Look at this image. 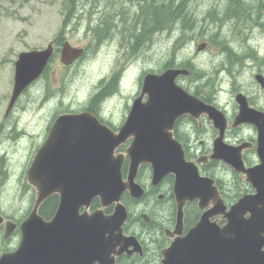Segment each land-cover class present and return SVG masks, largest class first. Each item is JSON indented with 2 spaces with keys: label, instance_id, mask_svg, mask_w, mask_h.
Masks as SVG:
<instances>
[{
  "label": "water",
  "instance_id": "95a60500",
  "mask_svg": "<svg viewBox=\"0 0 264 264\" xmlns=\"http://www.w3.org/2000/svg\"><path fill=\"white\" fill-rule=\"evenodd\" d=\"M83 53L84 48L65 41L61 61L70 65ZM54 54L52 43L44 49L19 54L9 109L42 76ZM189 74L190 70L181 67L145 74L141 92L118 131L89 112L62 113L57 117L27 172V182L36 189V200L20 224V243L15 250L2 253L0 264H115L112 248L114 251L122 240L125 245L137 242L135 237L123 235L128 211L121 198L126 191L135 198L144 194L136 181L143 164L152 166L154 183L168 174L175 175L179 209L173 232L179 234L163 250L162 264H264V252L260 251L264 245V236L260 235L264 232V207H257L264 204V126L259 133L261 163L255 167L244 165L242 147H225L220 140L215 145L212 157L230 163L256 189V193L243 196L227 211L214 180L203 176L196 163L186 159L183 145L174 137L179 117L211 115L213 110L177 82ZM245 114L242 107L240 116ZM129 138L132 141L126 152L118 153V147ZM126 155L129 166L124 180ZM55 193L60 196L58 209L52 219H46L40 208ZM96 196L103 207L116 203L114 213L108 216L99 209L80 214V208L88 207ZM195 199H199L202 209L214 206L182 235L185 204ZM246 213H250L247 220L243 216ZM219 214L228 219L223 226L211 220ZM3 221L5 236L10 237L17 224L0 214V225ZM105 232L109 233L107 238ZM68 246L73 247L72 251Z\"/></svg>",
  "mask_w": 264,
  "mask_h": 264
},
{
  "label": "rangeland",
  "instance_id": "374dc122",
  "mask_svg": "<svg viewBox=\"0 0 264 264\" xmlns=\"http://www.w3.org/2000/svg\"><path fill=\"white\" fill-rule=\"evenodd\" d=\"M245 1L246 7L239 4L243 8L240 17L244 21L238 22L226 19L224 11L230 3L228 0L191 1L190 9L197 18L192 29H186L188 38L174 53L175 40L181 34L179 23L172 30L153 34L151 41L140 46L139 51L135 38L128 40L135 26L136 0H78L77 11L71 20L68 15L73 0H0V116L5 114L10 102L19 53L44 48L52 40L63 37L74 46L85 47L86 53L70 66L61 62L58 53L46 73L19 97L14 116L21 117L25 128L43 130L58 110L85 107L99 90L100 80L117 73L115 85L119 84L118 88L110 87L108 95L114 96L101 102L100 108L115 124L121 125L128 114V107L132 106L141 91L145 73L159 72L174 59L176 64L190 62L193 69L203 70L207 76L212 75L225 56L221 53L225 40L240 49L245 44L246 34H240L244 29L243 23L250 18H253L252 22L264 18V11L260 13V18L251 13L252 7L259 5L261 0ZM211 9L220 20H210L208 12ZM106 18L116 25L103 23L101 26L107 28V36L99 38L93 28ZM255 30L251 39L253 43L260 42L261 32L257 28ZM251 34L249 30L248 35ZM97 38L102 41L108 39L97 45ZM123 42H127L130 49ZM202 44L214 47L198 50ZM220 72L219 67L216 74ZM195 82L192 75L179 79L181 85L188 87H194ZM39 143L41 141L37 140ZM11 152L12 170L25 173L34 150L21 145L12 148ZM9 184L0 188L1 207L22 219L31 206L32 193L26 189L24 195H17L13 183ZM17 246V241L5 243L0 240V252Z\"/></svg>",
  "mask_w": 264,
  "mask_h": 264
},
{
  "label": "flooded vegetation",
  "instance_id": "af4514ba",
  "mask_svg": "<svg viewBox=\"0 0 264 264\" xmlns=\"http://www.w3.org/2000/svg\"><path fill=\"white\" fill-rule=\"evenodd\" d=\"M263 11L264 9L258 11L257 8H254L251 13L259 17ZM225 15L228 17L227 13ZM217 19L220 20L221 18ZM226 19L229 20L230 18ZM252 19L250 18L243 23L244 29L240 34H246L244 35L245 44L240 49L227 44L226 40L223 42L221 53H225V56L216 68V72L219 67L221 68L219 75L214 72V74L207 76L205 71L195 70L193 65L187 62L191 66V69L189 68L190 75L193 74L192 77L196 84L194 87L182 86L210 105L213 110L211 115L208 113H200L197 117L190 114L183 115L176 120L173 130L174 137L184 147L186 159L195 162L203 176L214 180L227 211H230L232 206L243 196L256 193V189L246 181V175L236 171L230 163L221 158L212 157L217 141L220 140L225 147H242V159L247 168L255 167L261 163L258 146L260 128L264 126V59H259L257 53H264V18L253 22ZM235 20L237 22L244 21L243 19ZM255 28L261 32V35L260 42L253 43L251 39L255 35ZM249 30L251 35H248ZM132 33L133 31H130L128 40L132 41ZM64 41L65 38L52 40L58 51ZM102 43L104 42L97 38V45ZM123 43L126 48L130 49L129 46L127 47V42ZM199 46L198 50L201 49ZM213 47V45L205 44L202 48L211 50ZM84 49V53H86V48L84 47ZM116 74H110L100 80V91L110 89L111 80ZM209 76L213 77L209 78ZM113 96L114 94L111 98ZM17 103L18 100L11 109L8 107L5 114L0 116V188L13 183L17 195L19 193L24 195L26 189L32 193L31 206L27 216L36 200V189L27 182V172L36 153L48 139L57 117L62 113L89 112L94 114L101 123L110 126L114 131H118L131 110V107H128L129 111L126 118L121 125H117L101 109L95 111L92 108L91 103H94L92 96L86 107L58 110L52 115L43 130H31L21 124L20 116H14ZM242 107L246 114L240 116ZM220 136L222 137L220 138ZM37 140L41 143L37 144ZM131 141L132 138H129L125 144L120 145L117 152H126ZM21 145L32 147L34 150L25 173L24 171L22 173L13 171L10 165L13 159L11 149ZM128 166L129 157L126 155L123 164L124 180L128 178ZM233 178L234 188L232 187ZM136 181L143 187L144 194L140 198H135L126 191L122 195L121 201L128 211V217L123 224V235L124 237H135L137 242L125 245L124 240H122L117 244L114 251L112 248L111 257H114L115 264H162L163 250L169 247L174 237L179 234L173 232L176 229L179 209L174 189L175 175L168 174L158 183H154L152 166L143 164ZM242 184L246 187L243 188ZM49 199L53 200L50 205V214L46 219H52L55 216L60 196L55 193L47 200ZM46 201L40 208L41 214ZM115 206L116 203L103 207L101 198L96 196L88 207H81L79 212L80 214L85 212L92 214L102 209L103 213L109 216L114 213ZM213 206L214 204H209L206 209ZM206 209L200 207L199 199L187 201L184 207L182 235H185L200 220ZM0 214L6 221L13 220L17 224L11 236L6 237V222L3 221L0 225V240L5 243L17 241L19 244L22 237L20 224L27 216L20 219L17 215L5 211L1 204ZM248 214L250 216V213ZM211 220L217 221L220 226L228 221L224 214L216 215ZM72 248V246H68V250L72 251ZM15 249L16 247L5 248L0 252V256L4 252ZM92 264L101 263L96 261Z\"/></svg>",
  "mask_w": 264,
  "mask_h": 264
},
{
  "label": "trees",
  "instance_id": "16d2710c",
  "mask_svg": "<svg viewBox=\"0 0 264 264\" xmlns=\"http://www.w3.org/2000/svg\"><path fill=\"white\" fill-rule=\"evenodd\" d=\"M77 1L78 0H73L72 9H70L68 15V19L70 20L74 18L77 11ZM191 1L193 0H136L137 8L135 15V26L131 37L135 38L136 40L137 51L140 50V43L142 41L152 39L153 34H155L157 31L166 29L172 30L179 23L181 25V34L175 40V53V51L181 47L188 38L187 30L192 29L191 27L195 24V19L197 18L194 11L190 9ZM228 1L230 3H228L227 9L225 10L226 12L224 11V13H227L228 18L240 19V17H238V15H240V11L238 12L234 6L235 4L237 5V1H239V4L241 5V0ZM254 8H257L258 11L264 9V0H261L259 5L257 4L256 7H252L253 11ZM211 18L217 19L215 15H213ZM105 22L113 23L109 18H106L105 20L102 19L98 24L99 26H96L98 29L95 27L93 30L97 33L101 28V25ZM113 24L116 25L115 23ZM176 65L185 66L191 69V66L186 61L176 64L174 59L170 60L168 64L165 65V67ZM115 77L111 80V84L113 87H115V89H117L118 85H115L117 78ZM112 90H114V88H112ZM109 91L110 90H101L93 97L94 103H91V106L95 111L98 109L99 102L106 95H108ZM52 200L53 199L47 200L42 209V215L45 218H47L50 214V205Z\"/></svg>",
  "mask_w": 264,
  "mask_h": 264
},
{
  "label": "bare ground",
  "instance_id": "6f19581e",
  "mask_svg": "<svg viewBox=\"0 0 264 264\" xmlns=\"http://www.w3.org/2000/svg\"><path fill=\"white\" fill-rule=\"evenodd\" d=\"M241 3L244 5V7H246V1L245 0H241ZM254 7V6H253ZM234 8H236L237 9V11L239 12L240 11V15H242L241 13H242V6H240L239 5V1H237V5L235 4V6H234ZM229 9V8H228ZM213 10L211 9L209 12H208V15H209V17H210V20H212V21H216L217 19H212L211 17L214 15L213 13ZM237 12V13H238ZM243 12H244V10H243ZM236 13V12H235ZM244 13H246V11L244 12ZM240 15H238V17H240ZM246 15V14H245ZM232 16V15H231ZM235 17V16H234ZM218 18V17H217ZM234 19V18H233ZM236 19V18H235ZM239 19V18H238ZM240 19H241V17H240ZM258 21V20H257ZM99 26V25H98ZM96 29H98L97 27H96ZM167 30V29H166ZM189 30H191V29H189ZM159 31H161V30H159ZM159 31H157V32H159ZM163 31V30H162ZM165 31V30H164ZM97 35H98V37L99 38H104V37H106L107 36V28L106 27H104V26H101V28L99 29V31L97 32ZM106 39H108V38H106ZM105 39V40H106ZM105 40H103L102 42H104ZM151 41V39H149L147 42H141L140 43V46H143V45H146V43H148V42H150Z\"/></svg>",
  "mask_w": 264,
  "mask_h": 264
},
{
  "label": "clouds",
  "instance_id": "9594fccd",
  "mask_svg": "<svg viewBox=\"0 0 264 264\" xmlns=\"http://www.w3.org/2000/svg\"><path fill=\"white\" fill-rule=\"evenodd\" d=\"M257 56H258L259 59H264V53H257ZM165 131H167V130L165 129ZM113 158H115V154H114ZM234 186L235 185H234V178H233V185H232V187L234 188ZM257 207H264V204H258ZM243 216H244V219H246V220L250 218L249 214H247V213L244 214ZM116 234L117 233L114 231L113 232V235H116ZM104 235L107 238L109 236V233L108 232H105ZM260 235L261 236H264V232L260 233ZM120 239H122V238H120ZM260 251L261 252H264V245H261Z\"/></svg>",
  "mask_w": 264,
  "mask_h": 264
}]
</instances>
